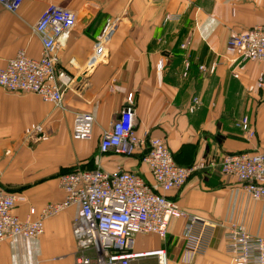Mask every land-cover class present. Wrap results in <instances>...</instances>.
<instances>
[{
	"label": "crops",
	"instance_id": "1",
	"mask_svg": "<svg viewBox=\"0 0 264 264\" xmlns=\"http://www.w3.org/2000/svg\"><path fill=\"white\" fill-rule=\"evenodd\" d=\"M53 5L78 15L58 52L57 69L72 81L63 89L61 105L0 87V184L25 199L14 210L22 221H37L47 205L65 201L60 177L66 173L125 171L153 182L140 154L129 160L100 152L104 134L127 107L134 110L136 133L165 139L181 166L200 160L219 164L232 153L264 154V87H258L263 66L226 50L231 37L264 27V0H24L14 13L0 5V70L19 51L42 58L44 48L34 30ZM110 23H116V32L107 60L86 73L97 39ZM78 114L95 119L87 141L73 139ZM244 117L255 130L252 140L236 127ZM167 196L188 215L218 225L208 250L192 255L187 220L174 219L164 240L139 235L135 252L165 250L168 264H234L225 225H243L264 239V202L251 199L241 182L219 167L196 173ZM79 211L73 205L46 219L39 239L3 242L0 264H80L81 258L97 264L96 253L80 251L73 235ZM131 264H158V259Z\"/></svg>",
	"mask_w": 264,
	"mask_h": 264
},
{
	"label": "built area",
	"instance_id": "2",
	"mask_svg": "<svg viewBox=\"0 0 264 264\" xmlns=\"http://www.w3.org/2000/svg\"><path fill=\"white\" fill-rule=\"evenodd\" d=\"M24 0H0L9 12H16ZM172 20L171 17L166 18ZM78 15L64 7L50 6L35 27V34L42 42L44 52L40 59L30 58L19 51L0 70V87L12 93L39 95L45 102L61 105L63 89L71 84L65 72L58 71V52L64 49L76 27ZM116 32V23H110L98 37L93 56L89 61V73L104 64L108 57V44ZM228 54H239L243 59L261 63L263 68L258 87H264V27L235 35L228 40ZM165 60L158 69L165 68ZM217 64L210 68L214 72ZM201 70H206L204 67ZM132 105V96L129 97ZM199 104L198 100H195ZM95 119L91 115L78 114L73 128V139L87 141L93 135ZM236 127L252 140L256 137L248 117L237 122ZM136 118L132 107L120 114L100 144V152H114L129 160L143 156L152 178L149 184L132 172L107 173L101 169L74 171L60 177L65 201L49 204L37 221H22L14 210L25 199L8 191L0 184V245L8 239L22 237L39 239L45 232L46 219L58 215L66 208L77 205L79 215L73 224V235L80 251H94L97 264H131L133 260L156 257L158 264H168L165 250L135 252L139 235L155 234L166 239L170 223L174 219L187 220L186 238L192 255L204 254L209 246L212 231L217 224L190 216L181 210L168 193L183 188L198 172L219 167L222 174L233 176L243 185L254 201L264 202V154L242 152L227 154L219 164L204 160L190 166L175 161L165 139L140 137L136 133ZM31 214H36L33 208ZM224 238L234 264H264V239L251 235L240 224L228 223ZM80 264H91L90 258L79 259Z\"/></svg>",
	"mask_w": 264,
	"mask_h": 264
},
{
	"label": "rangeland",
	"instance_id": "3",
	"mask_svg": "<svg viewBox=\"0 0 264 264\" xmlns=\"http://www.w3.org/2000/svg\"><path fill=\"white\" fill-rule=\"evenodd\" d=\"M136 248H137V245L135 244V250H136Z\"/></svg>",
	"mask_w": 264,
	"mask_h": 264
},
{
	"label": "trees",
	"instance_id": "4",
	"mask_svg": "<svg viewBox=\"0 0 264 264\" xmlns=\"http://www.w3.org/2000/svg\"><path fill=\"white\" fill-rule=\"evenodd\" d=\"M13 192V191H12Z\"/></svg>",
	"mask_w": 264,
	"mask_h": 264
}]
</instances>
